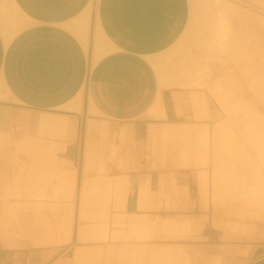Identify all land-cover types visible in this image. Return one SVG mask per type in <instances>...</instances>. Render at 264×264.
Returning <instances> with one entry per match:
<instances>
[{
    "label": "crops",
    "instance_id": "obj_1",
    "mask_svg": "<svg viewBox=\"0 0 264 264\" xmlns=\"http://www.w3.org/2000/svg\"><path fill=\"white\" fill-rule=\"evenodd\" d=\"M263 132L264 0H0V264H264Z\"/></svg>",
    "mask_w": 264,
    "mask_h": 264
},
{
    "label": "rangeland",
    "instance_id": "obj_2",
    "mask_svg": "<svg viewBox=\"0 0 264 264\" xmlns=\"http://www.w3.org/2000/svg\"><path fill=\"white\" fill-rule=\"evenodd\" d=\"M234 123V122H233ZM234 125H237V127L239 126V124L237 123V124H234ZM237 137H239V136H241V134H235ZM263 164H264V161H263ZM62 172V171H61ZM65 175H66V173H65ZM59 177H61L60 178V180L62 181L63 180V177H62V175L61 176H59ZM59 177H58V188H59V183H60V180H59ZM239 178L240 179V176H235V177H232V178ZM68 186V185H67ZM67 186L64 188V189H60L62 192L63 191H65V189L67 188ZM123 199H121V201H122ZM56 202H58V203H60V206H62L63 204L65 205V207L67 208V209H64V211H63V213L62 212H55V220H57L58 221V217L60 216V215H62L63 217H65L64 218V221H66L65 223H63L64 224V226H65V224H66V229L68 228V226H69V222H70V228H71V230H72V232H73V228H74V215L76 216L77 215V222H78V213H76V211H78L77 209H74V204H75V201H74V199H73V197L72 198H70L69 197V193L68 192H66V195L64 194V192H63V197L61 198V199H59V200H56L55 201V203ZM91 202H92V204H97L98 206H101V207H103V206H106L107 204H109L110 203V198H108V197H106L105 195L104 196H99V197H97L96 199H92L91 200ZM67 204V205H66ZM88 204H90V203H88ZM51 205H53V204H51ZM51 205H50V207H51ZM69 206V207H68ZM49 207V208H50ZM70 207H71V209H70ZM69 208V209H68ZM46 209H48V207L46 208ZM25 210H29V211H31V209H25ZM260 212H261V209H258ZM31 215L32 214H29V215H24V217H25V219L27 218V217H31ZM42 215L40 214L39 215V218L41 217ZM70 217V221H68V218ZM73 217V218H72ZM233 217H238V215L236 214H233ZM30 220L31 219H29V222H30ZM40 220L42 221V217L40 218ZM26 221H28V220H26ZM99 221L100 222H103L104 221V226L105 227H107V226H109L110 224L108 223V220H107V218H106V215L104 214V215H101V218L99 219ZM41 227H42V224L40 225ZM76 227H77V224H76ZM64 229V230H63ZM63 229H62V231L61 232H65V227H63ZM77 231V230H76ZM107 231L108 230H103V229H101V230H99L98 232H99V234H97L98 236H99V238L98 239H100V240H104V241H106V239H107ZM58 232V230H56V233ZM90 234H92V233H97V231H88ZM63 237V236H62ZM95 237H97V236H95ZM56 239H57V241H58V239H61L60 237H58V235H56ZM68 240V239H67ZM57 243H63V242H60V241H58ZM105 250V247H97V248H91V249H89V251H88V254L90 255H93L92 257H94V255H96V254H107L108 256L109 255H111V252L109 251V252H106V251H104ZM87 264H112V262L111 261H105L104 263L103 262H101V261H90V262H88Z\"/></svg>",
    "mask_w": 264,
    "mask_h": 264
},
{
    "label": "bare ground",
    "instance_id": "obj_3",
    "mask_svg": "<svg viewBox=\"0 0 264 264\" xmlns=\"http://www.w3.org/2000/svg\"><path fill=\"white\" fill-rule=\"evenodd\" d=\"M203 33H204V32H203ZM218 39H219V38H218ZM207 40H208V39H207ZM199 41H200V40H199ZM220 41H221V40H220ZM199 43H200V42H199ZM218 44H219V43H218ZM205 45H206V44H205ZM209 46H210V45H209ZM206 49H207V48H206ZM215 49H216V48H215ZM200 50H201V49H200ZM213 51H214V50H213ZM216 52H217V51H216ZM218 52H219V51H218ZM208 54H209V53H208ZM218 54H219V53H218ZM217 56H218V55H217ZM217 56H216V57H217ZM218 57H219V56H218ZM208 59H209V56H208ZM218 59H219V58H218ZM187 72H188V71H187ZM196 72H198V71H196ZM207 75H208V74H207ZM77 105H78V104H77ZM63 119H64V118H63ZM254 121H255V122H253L252 126H253V127H256V126H257V122H256V120H254ZM260 122H261V121H260ZM260 122H258V123H260ZM55 124H56V123H55ZM62 125H63V124H62ZM258 125H259V124H258ZM64 126H65V125H64ZM259 126H260V125H259ZM249 127H250V126H249ZM54 128H55V127H54ZM262 128H263V127H262ZM253 129H254V128H253ZM206 130H207V129H206ZM255 131H256V130H255ZM254 133H255V132H254ZM263 133H264V132H263ZM256 135L258 136L257 133H256ZM57 136H58V135H57ZM262 136H264V135H262ZM185 138H186V137H185ZM216 138H217V137H216ZM216 138H215V139H216ZM217 139H220V138H217ZM198 140H199V138H198ZM253 140H254V139H253ZM255 140H256V139H255ZM41 141H42V140H41ZM199 141H201V140H199ZM215 142H216V140H215ZM219 142H221V140H219ZM258 142H259V141H258ZM43 143H44V142H43ZM259 143H260V142H259ZM197 145H198V144H197ZM216 145H217V144H216ZM64 146H65V144H64ZM201 146H202V145H201ZM257 146H258V145H257ZM35 147H36V146H35ZM214 147H215V146H214ZM62 148H63V147H62ZM258 150H259V149H258ZM258 150H257V151H258ZM259 153H260V152H259ZM223 155H224V154H223ZM263 155H264V154H263ZM263 155H262V157H264ZM219 156H220V155H219ZM5 158H6V157H5ZM221 158H222V157H221ZM261 159H263V158H261ZM217 160H218V158H217ZM233 160L235 161V160H237V159L233 158L232 161H233ZM246 160H247V159H246ZM249 160H250V159H249ZM263 160H264V159H263ZM221 161H222V159H221ZM232 161H231V162H232ZM234 161H233L232 163H234ZM239 161H240V160H239ZM239 161H238V162H239ZM55 162H56V161H55ZM241 162H242V161H241ZM43 163H44V162H43ZM246 163H248V162H246ZM235 164H241V163H237V162H236ZM249 164H250V163H249ZM46 165H47V163H46ZM46 165H45V166H46ZM53 165H54V164H53ZM230 165H231V163H230ZM260 165H261V164H260ZM231 166H232V165H231ZM233 166H234V165H233ZM241 166H242V165H241ZM241 166L236 165V166L234 167V169L239 168V167H241ZM19 167H20V166H19ZM34 167H35V166H34ZM52 167H53V166H52ZM54 167H55V166H54ZM253 167H254V165L252 166V168H253ZM37 168H38V167H37ZM40 168H41V167H40ZM47 168H49V167H47ZM55 168H56V167H55ZM58 168H59V167H58ZM242 168H243V166H242ZM247 168H248V167H247ZM247 168H246V169H247ZM249 168H250V167H249ZM252 168H251V171H252ZM255 168H256V166H255ZM231 169L233 170V167H232V168L230 167V170H231ZM240 169H241V168H240ZM244 169H245V167H244L243 169H241V170H244ZM253 169H254V168H253ZM44 170H45V169H44ZM52 170H53V169H52ZM65 170H66V169H64V170L61 169V170H60V172L62 171L61 174H60V176L62 175L63 178H65ZM254 170H255V169H254ZM254 170H253V171H254ZM66 171H67V170H66ZM228 171H229V170H228ZM233 171H234V170H233ZM236 171H237V169H236L234 172H232V173H233L232 175H231V172L229 171V172H230L229 174H230L231 178H232V177H235L236 175H239V174H240V173H238V174L236 173V174H235ZM224 172H225V171H224ZM238 172H240V171L238 170ZM254 172H255V171H254ZM66 173H67V172H66ZM71 173H72V172H71ZM29 174H30V173H29ZM29 174H28V176H29ZM51 174H52V173H51ZM244 174H248L247 176H249V170H247V173L245 172ZM31 175H32V174H31ZM70 175H71V174H70ZM75 175H76V174H75ZM250 175H252V173H250ZM58 176H59V175H58ZM247 176H246V178H248ZM252 176H253V175H252ZM240 177H241V176H240ZM244 177H245V176H244ZM74 178H75V177H74ZM249 178H250V177H249ZM252 178H253V177H252ZM229 179H230V178H229ZM232 179L234 180L235 178H232ZM236 179H237V178H236ZM263 179H264V178H263ZM240 180H242V179H240ZM243 180H244V181H246V180H247V181H250V180H248V179H246V180L243 179ZM254 180H255V179H254ZM82 181H83V180H82ZM244 181H243V182H244ZM252 181H253V180H252ZM252 181H251V182H252ZM50 182H51V181H50ZM239 182H240V181H239ZM253 182H255V181H253ZM38 183H39V182H38ZM42 183H44V182H42ZM240 183H241V182H240ZM240 183L238 184V183L235 181V182L232 183L233 185H232L231 187H229V188H230L231 190L239 189L238 187H240V185H241ZM244 183H245V182H244ZM255 183H256V182H255ZM255 183H251V184H255ZM245 184H246V183H245ZM248 184H250V182H248ZM259 184H260V183H259ZM30 185H31V184H30ZM261 185H262V182H261ZM16 186H17V185H16ZM27 186L29 187V185H27ZM241 186H242V185H241ZM259 186H260V185H259ZM263 186H264V185H263ZM73 187H74V185H73ZM225 187H226V186H225ZM242 187H243V186H242ZM251 187H252V185L249 186L248 188L251 189ZM229 188H228V189H229ZM243 188H244V187H243ZM257 189L260 190V191H262V190L264 191V187H263V188H257ZM22 190H23V189H22ZM244 190H245V188H244ZM254 190H255V189H254ZM36 191H37V190H36ZM218 192H219V191H218ZM236 192H237V191H236ZM236 192H235V193H236ZM238 192H239V191H238ZM242 192H243V191H242ZM247 192H248V191H247ZM249 192H250V191H249ZM9 194H10V193H9ZM9 194H8V195H9ZM26 194H27V193H26ZM28 194H29V193H28ZM236 194H237V193H236ZM237 195H238V194H237ZM262 195H264V193H263ZM16 196H17V195H16ZM18 196H20V195H18ZM81 196H82V195H81ZM83 197H84V196H83ZM91 198H92V197H91ZM263 198H264V197H263ZM263 198H262V200H263ZM262 200H261V203H262ZM85 201H87V200H85ZM85 201H84V202H85ZM81 202H82V201H81ZM263 204H264V200H263ZM50 205H51V204H50ZM50 205L48 206V209H49V210H51V209L53 210V209H54L55 212H58V213H59V212H62V213H63L64 209H67V208L65 207L64 204H63L62 206H60V203H58V202H56L55 204L51 205V207H50ZM66 205H67V204H66ZM83 205H84V203H83ZM87 205H90V204L87 203ZM33 206H34V205H33ZM35 206H36V205H35ZM43 206H44V205H43ZM45 206H46V205H45ZM263 206H264V205H263ZM49 207H50V208H49ZM68 207H69V206H68ZM41 208H42V207H41ZM43 208H44V207H43ZM4 209H6V208H4ZM9 209H10V208H9ZM38 209H39V207H38ZM68 209H69V208H68ZM70 209H71V207H70ZM6 210H7V209H6ZM10 210L12 211V209H10ZM54 210H53V211H54ZM13 211H14V210H13ZM9 212H10V211H9ZM9 212H3V213H4V214L7 213L6 216L9 218V217L13 216L12 213L9 214ZM14 213H15V211H14ZM8 214H9V215H8ZM16 214H17V213H15V217L18 219V217H17ZM10 215H11V216H10ZM6 216H5V217H6ZM15 217L13 216L12 219L15 218ZM16 218H15V219H16ZM55 218H56V217H55ZM58 218H59L58 221L55 220V228H56V230H58V232L56 233V235H58V237L61 238V239H58V241H60V242H65V241H67L68 237L65 239V237H64V235H63L65 232L61 233V231H62V229H63V227H64V224H63V223L65 222V221H64V218H65V217H63L62 215H60ZM72 218H73V217H72ZM6 219H7V218H6ZM9 219H10V218H9ZM39 220H40V219H38V221H39ZM10 221H12V220L10 219ZM16 221H18V220H14V221H12V222H16ZM24 221H25V223L27 224L26 220H24ZM38 221H37V222H38ZM12 222H10V224H14V223H12ZM37 222H36V224H37ZM40 222H42V221H40ZM40 222H39V223H40ZM19 224H20V223H19V221H18L17 227H18ZM23 224H24V223H23ZM53 224H54V223H53ZM13 226H14V225H13ZM15 226H16V224H15ZM15 226H14L15 229L13 228L14 231H15V230H18V231H19V230H22L20 225H19L20 229H16ZM1 228H2V227H1ZM10 228L12 229L11 225H10ZM13 229H12V230H13ZM80 229H81V228H80ZM1 230H2V229H1ZM8 230H9V229H8ZM63 230H64V229H63ZM79 231H80V230H79ZM66 232H67V231H66ZM81 232H82V231H81ZM19 233H20V232H19ZM22 233H24V232H22ZM20 234H21V233H20ZM66 234H67V233H66ZM66 234H65V235H66ZM7 235H8V234H7ZM21 235H22V234H21ZM14 236H15V235H14ZM22 236L25 237L24 235H22ZM62 236H63V237H62ZM66 236H67V235H66ZM8 237H10V235H9ZM11 238H13V235H12ZM45 238H46V237H45ZM47 238H48V237H47ZM50 238H52V237H50ZM83 238H84V236H83ZM13 239H14V238H13ZM40 240H42V241H43V240H46V241L48 242V239H40ZM40 240H38V241H40ZM36 241H37V240H36ZM36 241H35V242L33 241V242L35 243V245H37V244H36ZM46 241H45V242H46ZM58 241H57V239L55 238V240H52V241L50 240L49 242H50V243H51V242H56V243H57ZM34 243H33V244H34ZM38 244H40V242H39ZM42 244H44V241L42 242ZM52 244H53V243H52Z\"/></svg>",
    "mask_w": 264,
    "mask_h": 264
}]
</instances>
